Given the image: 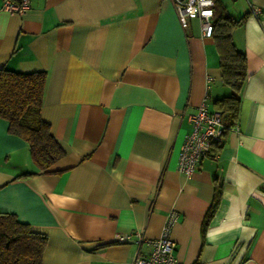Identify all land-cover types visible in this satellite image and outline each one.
<instances>
[{
    "label": "crops",
    "instance_id": "obj_1",
    "mask_svg": "<svg viewBox=\"0 0 264 264\" xmlns=\"http://www.w3.org/2000/svg\"><path fill=\"white\" fill-rule=\"evenodd\" d=\"M247 12L232 32L247 68L238 119L186 176L188 115L230 92L198 18L182 28L171 0H29L21 13L0 0V67L46 72L40 117L64 151L38 169L0 118V212L46 235L42 264H131L146 242L117 235L158 237L171 209L179 264H264V0Z\"/></svg>",
    "mask_w": 264,
    "mask_h": 264
},
{
    "label": "trees",
    "instance_id": "obj_2",
    "mask_svg": "<svg viewBox=\"0 0 264 264\" xmlns=\"http://www.w3.org/2000/svg\"><path fill=\"white\" fill-rule=\"evenodd\" d=\"M225 1L215 2L210 34L218 52L222 83L230 90L214 101L221 115L222 133L220 140L211 144L213 150L221 146L223 132L238 119L247 78L245 53L236 47L232 32L248 12L234 16ZM45 82L43 70L19 72L0 67V118L7 121L9 132L27 142L31 159L40 170H46L64 155L49 124L40 117ZM46 243L45 234L32 230L13 213L0 212V264H42Z\"/></svg>",
    "mask_w": 264,
    "mask_h": 264
},
{
    "label": "built area",
    "instance_id": "obj_3",
    "mask_svg": "<svg viewBox=\"0 0 264 264\" xmlns=\"http://www.w3.org/2000/svg\"><path fill=\"white\" fill-rule=\"evenodd\" d=\"M217 0H171L177 19L182 28L188 26L190 18H198L201 33L209 37L212 31L213 8ZM253 15H258L261 9L250 4ZM29 7V0H2V8L10 13H21ZM210 77L206 78V88ZM191 130L184 137L177 158V170L188 176L198 167L201 159L208 154L211 144L220 140L222 133L221 115L218 110L209 109L204 97L193 113L188 115ZM176 209L168 211L161 233L155 238H145L139 231L125 232L117 235L118 242L145 241L147 250L137 251L131 264H179L175 256V242L170 231L176 222Z\"/></svg>",
    "mask_w": 264,
    "mask_h": 264
},
{
    "label": "rangeland",
    "instance_id": "obj_4",
    "mask_svg": "<svg viewBox=\"0 0 264 264\" xmlns=\"http://www.w3.org/2000/svg\"><path fill=\"white\" fill-rule=\"evenodd\" d=\"M248 0H226L227 7L229 8V11L235 15L239 16V4L242 2H247Z\"/></svg>",
    "mask_w": 264,
    "mask_h": 264
}]
</instances>
